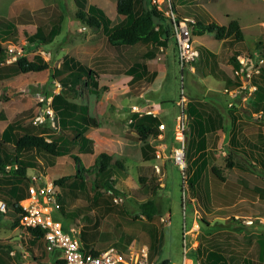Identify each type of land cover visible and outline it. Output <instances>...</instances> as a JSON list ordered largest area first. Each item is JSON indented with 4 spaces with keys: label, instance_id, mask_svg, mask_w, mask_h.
<instances>
[{
    "label": "rangeland",
    "instance_id": "374dc122",
    "mask_svg": "<svg viewBox=\"0 0 264 264\" xmlns=\"http://www.w3.org/2000/svg\"><path fill=\"white\" fill-rule=\"evenodd\" d=\"M106 2L107 0H84L83 8L87 10L89 4L96 5L109 17L112 25H116L124 19V16L118 14L116 4L110 8ZM151 3L154 5L153 0ZM160 5L164 11L172 5L174 10L178 8L183 12H190L191 19L195 16L202 22L207 19L219 25L228 26L232 20H237L245 39L234 42V47H246L254 59L258 58L264 47V0H170V2L160 0ZM80 7L75 0H0V37H6L3 46L13 44L23 47L25 50L23 55L29 59L35 55H41L48 62L47 68L40 72L18 73L10 68L9 76L0 80V134L12 121H17L21 126L29 122L48 124L53 131L49 137H57V140L62 143L64 154L58 157L55 165L48 166L35 150L22 153V160L28 162L35 160L37 164L27 169V176L38 174L42 181L56 185L55 180L75 174L79 166L85 178L83 184L80 182L82 186L80 184L76 186L77 191L74 195L70 193V187L67 185L74 178L63 185H56L63 198L60 203L68 213L65 217L57 211L56 218L67 227H76L80 230V235L83 226H88L87 231L91 236L99 239L92 245L86 242L87 249L93 246L108 248L114 245L124 250L130 239L137 240L141 244L144 242L152 249L150 240L153 239L151 235L153 229L156 232L154 236L156 243L151 252L153 255L151 259L158 264H162L164 260L182 263L186 257L193 259L191 244L196 245V241H202V236L212 235L213 239L207 241L208 243L203 241V244H211L216 248L224 242L223 240H226L227 244L235 242L239 245L238 251L246 249V257L257 259L261 248L259 242L264 241V199L260 196H256L255 199L244 196L232 205V199L222 197L224 191H221V188L224 186L221 187V184L217 183L211 188L215 198L210 203L199 204L196 199H191L192 195L190 197L185 171L184 176L171 157V148L177 145L171 133L175 128L174 121L176 122L177 116L181 113L178 102L183 94L187 96L193 90L196 91L197 86L202 82L200 73L193 69L192 65H186L182 70L173 33L167 45L160 47L156 57L148 60L149 73L146 78L130 82L131 76L116 73L126 71L134 63L142 61V56L149 51L150 46L112 45L102 28H92L78 19L77 13L81 10ZM59 14L64 16L59 36L46 44L30 41V37L37 32L38 28L42 26L48 28L51 25L50 22ZM5 24H10L13 28L9 34L4 31ZM82 27H85V30L78 32ZM191 35L196 50L199 55L201 54V58L198 57L201 60V67L210 71L208 64L204 62L201 49L206 51L208 48L220 52L224 40H218L215 33H206L201 36L194 35L191 31ZM229 48V43L224 46L221 65L229 72V75L235 77L237 74L229 62L231 56ZM68 58L79 60L98 72L97 77L94 76L99 84L97 88L91 80L90 85L87 86L86 79H83L76 87L77 92L69 90L70 99L87 104L90 115L98 123L97 127L90 130L92 136H89V139L93 142L91 143L93 153L82 151L76 141L74 142L76 136L74 131L62 129L58 118L47 113L48 102L51 100L49 99L51 96L47 95L59 93L63 88L61 79L68 78V71L65 70L62 75L54 77ZM158 70L166 72L165 76L152 83L154 78L151 79L150 76ZM239 77L242 80L241 76ZM223 85L224 83H220L217 87L221 90L220 96L223 98L227 96L229 104L233 105L229 107L233 108L235 104L240 103L245 115L250 117L252 132L256 133L259 127L264 130L253 99L247 93L249 90L244 89L247 91L245 92L236 88L237 94L232 96L225 91L226 88ZM152 86L156 88L152 89ZM141 94H144V97H141ZM148 97L150 100H146ZM42 98L43 101H41ZM147 103L155 104V112L166 125L163 139H159L158 136H151L148 139L155 148L163 145V159L159 160H145L141 152L144 141H136L131 137L137 136L129 123L132 115L131 108L133 105L143 107ZM187 130L186 166L190 163L187 153ZM255 133L250 134L251 141L254 140ZM216 147L217 144L213 148ZM227 149L228 145L225 144L222 149L213 151L214 158L211 162L220 175L228 176L230 167L233 166L236 170L238 168L236 162H239L253 176L264 179L263 167L253 163L249 156L234 154ZM10 150H14L13 146ZM101 153L108 154L112 158L108 168L103 172L100 171L101 166L98 160ZM72 156L80 159L81 162L72 159ZM154 163L164 164L163 180H160V175L155 172ZM237 172L238 176L240 174V177L260 186L253 179ZM108 181L119 190L123 202L115 203L113 200L107 206L102 202L96 204L93 199L97 191L104 192L106 198L109 196L105 187ZM0 185L3 187L0 196H7L8 185L2 182ZM148 200H154L159 208L152 221L140 213V204ZM218 204L224 205L220 207ZM208 206L212 211L203 212V209ZM107 208L110 210L106 212ZM11 209L3 216L0 224V247L3 250L0 253L1 264H7L9 255L4 252L10 245L16 244L17 232L19 231L22 235L24 247H27L24 237L30 235L28 229L20 225L14 227L17 215ZM86 215L93 217V220L86 221ZM162 217L164 221L161 220ZM202 218L210 222L212 231H203ZM97 219L99 223L95 226ZM189 229H191L190 232ZM227 231L233 236L228 237ZM79 238L84 246L82 237L79 236ZM225 250L224 252L231 259L230 247L228 246ZM185 264L191 263L186 261Z\"/></svg>",
    "mask_w": 264,
    "mask_h": 264
},
{
    "label": "trees",
    "instance_id": "16d2710c",
    "mask_svg": "<svg viewBox=\"0 0 264 264\" xmlns=\"http://www.w3.org/2000/svg\"><path fill=\"white\" fill-rule=\"evenodd\" d=\"M76 2L79 4V6H81V10H79L77 13L78 19L85 22L92 28H102L107 40L112 45L135 46L145 44L150 46L149 51L142 56L143 60L134 63L128 70L125 71V74L132 77V81L146 78L149 73L148 60L156 57L160 47L167 45L169 38L173 33L171 17L166 16L161 10L157 8V6L152 5V0H117V12L118 14L123 15L124 19L118 24L112 25L109 17H107L103 10L96 5L90 4L88 9L85 10V8H83V6H85L84 0H76ZM173 11L178 20L182 18L184 19L186 16L187 18H190V12H183L178 8L176 10L173 8ZM193 20L194 22H189V26L194 35L202 36L206 33H215L218 40L233 39L230 41L232 43H237L236 41H244L245 39L240 23L237 20H232L228 26L219 25L218 23L209 21L207 19L205 22H202L195 16ZM63 21L64 16L59 14L57 18L50 22L51 25L48 28H43V26L38 28L37 32L30 37V41L45 44L51 43L61 33ZM4 28V31L7 32L6 34H9V32H11L13 29L10 24H5ZM5 41L6 37H0V80L9 76L8 72L10 68H12L10 70H14L18 73L40 72L47 68L48 62H46L41 55H35L32 59H29L25 55L19 56L13 62L8 63L7 60L9 55L6 48L3 46ZM238 49H242V52L239 51L238 54L236 53L231 58V63L234 65L235 69L240 68V59L242 57L254 60L252 54L247 51L246 47H238ZM239 55L242 56L240 57ZM215 57L216 56H214V58ZM262 57L264 58V47L262 48L258 58ZM63 63L64 64L62 65L61 70H58L54 77H56V75H62L65 70L68 71V78L61 79L63 88L59 93L47 95L51 96L52 98L50 107L54 112V117L58 118L61 128L64 130L74 131V134L76 135L74 142L76 141L80 149L86 153H93L94 149L91 147V143L93 144V142L85 136V132L90 127H97L98 123L96 119L88 113V108L86 106H83L70 99L71 92L69 93V90L72 89L74 93L77 92L76 87L79 86L83 79H86L85 84L87 86L90 85L91 80L94 87L97 88L99 85L96 81L98 72L87 67L74 58H68ZM215 69H218V66H215L213 69V73L217 76ZM156 75L157 72H153L150 76L151 79H155ZM259 76L264 78V65L262 66ZM257 77H255L253 80L256 90L251 94V98L254 100L256 110L258 112H264V85L258 83ZM237 81L238 84H236L235 88L240 85V81ZM103 89H106V87H103ZM195 106L196 103H188L186 113L188 116V121H190L192 127L196 126V133L200 139V145L198 148L204 149L203 147L206 145L205 135L207 131L211 129V127H215V124L213 122H207L208 126L204 122L200 124L202 121L199 115H196L195 113ZM131 118L133 120L130 125L132 128H134L137 134V136H131L132 139L136 141H144V144L141 146V152L145 160H155L156 148L153 144L148 142V139L151 136L157 137L160 134L159 125L162 123L160 117L154 114H143L141 116L138 114H132ZM50 127L51 126L48 124H40L37 122H29L28 124L21 126V124L17 121H12L7 124L0 134V182L8 185V195L5 197L2 196L3 198L0 196V198L7 203L8 211L10 208H12L17 215L16 220L14 221V227L20 225V218L23 213L20 201L27 197L28 187L31 182L30 177L27 176V169L29 167L37 166L35 160L33 162L22 160V153L35 150L37 154H39L47 162L46 164L48 166L55 165L58 157L64 154L62 143L57 140V137H49L53 133ZM171 134L174 136V131H172ZM262 145L263 148L261 149V152L258 155H253L257 164H264V143ZM11 146L14 148L13 151L10 150ZM243 152H245V154L248 156V149L244 148ZM71 158L81 162L80 159L75 158L74 156ZM98 160L101 166L100 171L103 172L108 168L112 158L108 154L101 153L98 156ZM237 163L239 162H236V165ZM8 166H10V168H8ZM237 167V171L244 174L246 177L253 179V181L259 183L260 186L253 184L246 178L239 180V184L235 186L234 180L236 177L240 178V174L238 176V172L233 168V166L230 167L231 169L229 170L228 177H223L219 172H217L216 168H213L212 172L215 176V179L217 180L216 182L220 180L222 184L227 183L226 186L221 188V191H224L222 197L232 199V205L235 204L237 200L242 199L244 196H249L252 199H255L256 196H260L262 199H264V179L253 176V174L250 173L243 165ZM261 167L264 168V165ZM192 168V164L189 163L185 168V174L188 177L187 186L189 188V192L195 195L196 187L194 185V178H192L193 175L190 176ZM81 173L82 170L78 166L77 172L75 174L59 178L55 180V184L63 185L65 182L74 178L71 183L67 184L70 187V193L74 195L77 191L75 190L77 188L76 186L79 184L81 185V183L83 184V181H85V178ZM2 177L4 178L2 179ZM105 187L109 192V196L106 198V196L104 197V192L97 191L95 198L93 199L96 204L102 202L105 204V206H107V204H110L116 196H120L119 190H117L111 182H106ZM2 190L3 187L0 185V191ZM65 193L67 194L68 192L66 191ZM58 197L59 202H62V194H59ZM218 205L221 207L224 204ZM108 210H110V208H107L106 212ZM158 211V205L154 200H148L140 204V213H142V215H144L149 221L153 220ZM60 212L63 216L68 215L62 204ZM6 213L0 212V224L3 216H5ZM96 218H98L97 215ZM92 220L93 217L86 215V221L90 222ZM201 221L203 231H212L213 227L208 220L202 218ZM98 223L99 221L97 219L94 225L96 226ZM87 228L89 227L83 226L80 235L83 239V247L86 250V242H89V244L92 245L95 244L99 239L91 236V234L87 231ZM64 229L68 230L69 228L64 225ZM28 232L35 239H43L44 233L40 229L28 228ZM230 233L231 232H228V237L233 236ZM212 239L213 235L210 237L202 236V242H209ZM223 241L224 242H221V245L216 246V248H214L211 244H202L201 242L200 245L195 249L192 257H195L197 262L200 264H231V259L237 260L238 263L240 260H243L240 262L241 264H262V262L252 261L251 258H247L245 256L247 253L246 249L238 251L239 245H236L235 242L227 244L226 240ZM259 243L262 245L260 250V261H263L264 241ZM227 245L230 247L229 251L231 252V259L224 252L225 248H228ZM2 251L3 250H1L0 247V253H2ZM92 251L97 253L95 250ZM164 263L166 262H162V264ZM56 264H65V260L61 258L56 262Z\"/></svg>",
    "mask_w": 264,
    "mask_h": 264
},
{
    "label": "crops",
    "instance_id": "0c3cea01",
    "mask_svg": "<svg viewBox=\"0 0 264 264\" xmlns=\"http://www.w3.org/2000/svg\"><path fill=\"white\" fill-rule=\"evenodd\" d=\"M76 1V0H75ZM77 3V2H76ZM108 6H112L113 4H116L117 6V0L113 2V0H107L106 2ZM78 4V3H77ZM90 5V4H89ZM111 8V7H110ZM184 18H187L184 17ZM189 18V17H188ZM85 30V27H82L78 30V32H83ZM203 36V35H202ZM231 39L224 40V45L221 48L220 52L209 50L208 48L206 51L201 49L202 57L204 59V62L208 64L210 71L208 69H205V67H201V60L199 58V61H195L192 64V68L196 69L200 74L199 76L202 77V82L199 86H197L196 91H192L190 95L185 96L186 100V108L188 103H196V115H199L201 119V123L203 122H213L215 124V127H211L210 130L207 131L205 135L206 145L203 147L204 149H199L198 146L199 143V137L196 133V126L192 127L190 124V121H188V130H187V138H188V158L190 160V163L192 164V172L191 175H193L192 178H194V185L196 187V193L195 195L190 192V197L192 200H197L200 203H210L212 199L215 198V194L211 190L212 187H214L217 183L221 184L222 186H226L227 183L222 184L220 180L216 182L215 176L213 175L212 169L214 165H212V159L214 158V152L217 149H222L223 145H228V151H231L234 154H245L243 152V149H248L249 153L248 156L250 160L253 161V163H256V159L253 157V155H258L261 152V149L263 148L264 143V130L260 127L258 128L257 132L255 133L254 140L251 141L250 134H254L252 132L251 128V121L250 117L245 115L244 110L242 109V105L240 103L235 104V106L229 107V100L228 97L225 96V98L221 97L219 92L221 91L217 86L220 83H224V88H235L236 84H238V81L235 77H232L229 75V72L224 69V67L221 65V55L223 54V49L226 44L229 43V50L231 51L230 56V64L235 69L234 65L231 63V58L242 49L235 48L233 43L230 42ZM242 52V51H241ZM206 54V55H205ZM216 56L214 58V56ZM243 55V54H242ZM242 55H239L240 57ZM201 58V54L199 55ZM79 61V60H78ZM81 62V61H80ZM82 63V62H81ZM83 64V63H82ZM215 66H218V69H215L217 76L213 73V69ZM195 70V71H196ZM163 71V70H162ZM108 73H112L110 71H107ZM194 72V71H192ZM166 72H160L158 70L157 75L154 79V82H157L158 80L162 79L165 76ZM116 74H125V71H119ZM126 76H129L125 74ZM257 77L258 83L264 85V78ZM261 80L263 82H261ZM130 82H132V77L129 79ZM137 81V80H133ZM156 88L155 86H152V89ZM148 95V94H146ZM145 95V96H146ZM141 97H144V94L140 95ZM146 100H150L149 97ZM81 104V103H79ZM254 104V100H253ZM83 106H86L88 108V113L90 114V108L87 104H81ZM255 109L256 105L254 104ZM157 114V113H156ZM175 123V121H174ZM173 123V124H174ZM208 126V125H207ZM90 127L86 132L85 136L89 138V136H92V130ZM250 138V139H249ZM217 144L216 148H213ZM227 153V152H226ZM231 154V153H228ZM246 155V154H245ZM257 164V163H256ZM264 164L260 163L259 166H263ZM237 166H241L239 163H237ZM228 177V176H226ZM243 179V177H236L235 186L239 184V180ZM207 189V190H206ZM219 199V198H217ZM240 200V199H239ZM237 200V201H239ZM202 206V205H201ZM212 211L211 207H205L203 209V212ZM197 212V211H196ZM192 223V222H191ZM63 225L67 226L65 223ZM69 228V227H68ZM191 229L188 231L190 232ZM155 231L152 229L151 235H153V239H151V245L152 249H150V255L153 258V255L151 252L155 248L156 243V237ZM18 234V235H17ZM16 236V244L10 245L9 248H6V253L8 256V262L7 264H56V262L61 259L62 253L60 250H56L53 252H50L46 249V243L43 239H35L32 235L25 236V240L27 241V247H24L22 235L17 232ZM137 242V240H131L128 242V245ZM202 241H196V245L191 244V254H194L195 248H197ZM144 245L148 244L142 243ZM203 244V242H202ZM262 247V245H260ZM105 247V246H104ZM106 248H99L97 246H93L92 248H89L87 250H95L97 252H100ZM261 250V248H260ZM259 250V255L257 259L251 258L252 261L262 262L264 264V260L260 261L261 253ZM30 255L31 257H29ZM249 258V257H247ZM195 262H194V260ZM192 258H185L183 262H172L170 260H164L166 263L164 264H185L186 261H189L191 264H198L195 257ZM154 260V259H153ZM231 264H241L243 260H240L238 263L237 260H230ZM158 264V263H157Z\"/></svg>",
    "mask_w": 264,
    "mask_h": 264
},
{
    "label": "built area",
    "instance_id": "2783aa9c",
    "mask_svg": "<svg viewBox=\"0 0 264 264\" xmlns=\"http://www.w3.org/2000/svg\"><path fill=\"white\" fill-rule=\"evenodd\" d=\"M163 2H170V0H162ZM153 3L159 10H161L166 16L172 19V31L175 37L178 47V60L182 70L186 65H192L199 57V52L194 46V40L191 35V29L189 22H194L191 18H184L178 20L173 11L172 5L167 10H163L160 5V0H153ZM8 52V63L13 62L19 56H24L25 50L23 47H18L13 44H7L4 46ZM241 66L235 69V78L240 81V85L236 88L241 91L248 89L251 95L256 86L253 84L255 77L259 76L264 65V58L247 59L242 57L240 59ZM242 80L240 79V77ZM226 88L227 93H231L232 96L237 94V89ZM245 91V90H244ZM235 93V94H233ZM239 93V92H238ZM49 99L52 100L51 97ZM44 99L42 98L41 101ZM49 103L48 114L54 112ZM181 108V113L177 116L174 128V137L177 141V145L171 148V157L176 165L182 170L183 175L186 167V130L188 127V116L186 113L185 96L182 95L178 102ZM155 104L147 103L145 106L140 107L138 105L132 106V114H154L157 115L154 110ZM230 106H233L230 104ZM259 119L264 125V112H258ZM132 118H129V123L132 122ZM160 134L159 139H163V133L166 130L165 123L159 125ZM164 150L163 145L156 146L155 157L156 160L163 159ZM164 164L154 163L153 168L157 175H160V180H163L165 176L163 170ZM31 182L28 187L27 197L20 201L23 213L20 218V226L28 228H36L43 231V239L46 243V249L50 252L60 250L62 253V259L65 260V264H157L156 261L151 259L150 248L147 245L133 242L126 246L124 250L118 249L112 245L100 252L94 253L92 250L84 249L82 242L79 238L80 230L76 227H69L68 230L64 229V225L61 220L57 219L55 213L60 211L61 204L59 202V194H61L58 186L53 183H47L42 181L40 175L33 174L30 176ZM185 187V186H184ZM183 187V188H184ZM185 189V188H184ZM185 197V191H184ZM116 203L123 202L122 196H116L114 198ZM8 211V205L4 200L0 199V212L6 213ZM164 221V217L161 219ZM1 264V263H0ZM198 264H200L198 262Z\"/></svg>",
    "mask_w": 264,
    "mask_h": 264
},
{
    "label": "clouds",
    "instance_id": "9594fccd",
    "mask_svg": "<svg viewBox=\"0 0 264 264\" xmlns=\"http://www.w3.org/2000/svg\"><path fill=\"white\" fill-rule=\"evenodd\" d=\"M196 60H197V59H196ZM196 60H195V61H196ZM157 116H158V114H157ZM130 117H131V116H130Z\"/></svg>",
    "mask_w": 264,
    "mask_h": 264
}]
</instances>
